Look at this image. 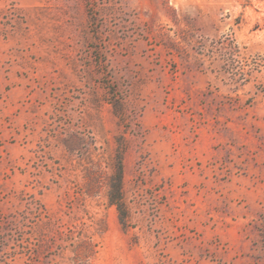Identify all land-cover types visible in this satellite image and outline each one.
I'll return each mask as SVG.
<instances>
[{"label": "rangeland", "instance_id": "rangeland-1", "mask_svg": "<svg viewBox=\"0 0 264 264\" xmlns=\"http://www.w3.org/2000/svg\"><path fill=\"white\" fill-rule=\"evenodd\" d=\"M262 55L264 0H0V264H264Z\"/></svg>", "mask_w": 264, "mask_h": 264}, {"label": "trees", "instance_id": "trees-1", "mask_svg": "<svg viewBox=\"0 0 264 264\" xmlns=\"http://www.w3.org/2000/svg\"><path fill=\"white\" fill-rule=\"evenodd\" d=\"M258 66H262L264 68V56H260L255 62ZM122 156L119 152L116 155V163L114 165V171L111 175L110 183H109V202L111 204L116 205L118 211L120 212V218L123 221V209L121 203V182H122Z\"/></svg>", "mask_w": 264, "mask_h": 264}]
</instances>
